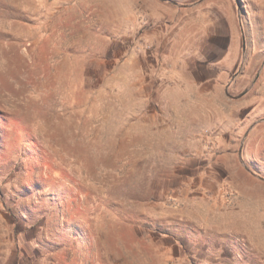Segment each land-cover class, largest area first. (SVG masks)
I'll use <instances>...</instances> for the list:
<instances>
[{"label": "rangeland", "instance_id": "rangeland-1", "mask_svg": "<svg viewBox=\"0 0 264 264\" xmlns=\"http://www.w3.org/2000/svg\"><path fill=\"white\" fill-rule=\"evenodd\" d=\"M263 207L264 0H0V264H264Z\"/></svg>", "mask_w": 264, "mask_h": 264}, {"label": "bare ground", "instance_id": "bare-ground-1", "mask_svg": "<svg viewBox=\"0 0 264 264\" xmlns=\"http://www.w3.org/2000/svg\"><path fill=\"white\" fill-rule=\"evenodd\" d=\"M247 204V203H246ZM246 206V205H245ZM261 206V205H260ZM254 208V207H253ZM264 208V207H263ZM253 215V220L255 225H257V229L259 226H262V231H263V236H261V238L258 239L259 244L264 247V213H260L257 210H254ZM250 219V218H249ZM263 222V224H262ZM257 231V230H256Z\"/></svg>", "mask_w": 264, "mask_h": 264}]
</instances>
